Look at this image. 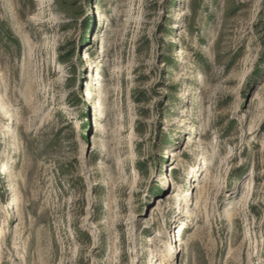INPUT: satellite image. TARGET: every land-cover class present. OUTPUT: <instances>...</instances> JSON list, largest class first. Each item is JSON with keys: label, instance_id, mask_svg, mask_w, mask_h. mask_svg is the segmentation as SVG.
Returning a JSON list of instances; mask_svg holds the SVG:
<instances>
[{"label": "rangeland", "instance_id": "obj_1", "mask_svg": "<svg viewBox=\"0 0 264 264\" xmlns=\"http://www.w3.org/2000/svg\"><path fill=\"white\" fill-rule=\"evenodd\" d=\"M0 264H264V0H0Z\"/></svg>", "mask_w": 264, "mask_h": 264}, {"label": "bare ground", "instance_id": "obj_2", "mask_svg": "<svg viewBox=\"0 0 264 264\" xmlns=\"http://www.w3.org/2000/svg\"><path fill=\"white\" fill-rule=\"evenodd\" d=\"M91 95H93V94H91ZM3 174H7V170H6V167L4 168V172H3ZM196 188H198L199 187V185H196L195 186ZM179 233H183V228H181L180 229V232ZM3 237V232H2V234H1V238ZM180 241H182V239H180ZM180 246H182V244L180 243Z\"/></svg>", "mask_w": 264, "mask_h": 264}]
</instances>
